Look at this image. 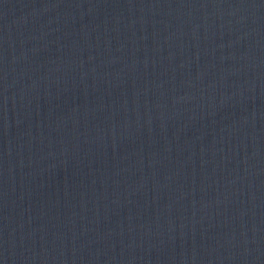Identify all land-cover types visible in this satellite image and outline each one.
I'll return each mask as SVG.
<instances>
[{"label": "water", "instance_id": "1", "mask_svg": "<svg viewBox=\"0 0 264 264\" xmlns=\"http://www.w3.org/2000/svg\"><path fill=\"white\" fill-rule=\"evenodd\" d=\"M0 157L264 255V0H0Z\"/></svg>", "mask_w": 264, "mask_h": 264}]
</instances>
